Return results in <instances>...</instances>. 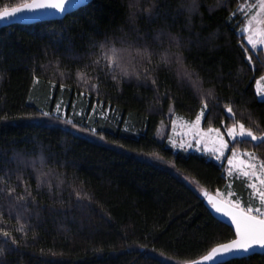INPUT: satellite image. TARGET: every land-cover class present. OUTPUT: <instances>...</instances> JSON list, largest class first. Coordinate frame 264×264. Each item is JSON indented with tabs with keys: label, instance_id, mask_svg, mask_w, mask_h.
<instances>
[{
	"label": "trees",
	"instance_id": "16d2710c",
	"mask_svg": "<svg viewBox=\"0 0 264 264\" xmlns=\"http://www.w3.org/2000/svg\"><path fill=\"white\" fill-rule=\"evenodd\" d=\"M24 2L0 0V10ZM240 3L196 0L189 11L191 0H93L60 20L0 25V264H189L235 238L183 180L227 190L223 166L175 151L156 133L171 109L194 121L202 98L205 128L239 120L264 131L255 90L264 57L245 43ZM100 44L133 55L146 47L151 61L137 57L130 75L113 80L103 59L93 63ZM68 120L99 140L65 127ZM233 147L264 160L258 143ZM3 231L16 242L4 243ZM230 264H264V255Z\"/></svg>",
	"mask_w": 264,
	"mask_h": 264
},
{
	"label": "snow or ice",
	"instance_id": "6c2138e0",
	"mask_svg": "<svg viewBox=\"0 0 264 264\" xmlns=\"http://www.w3.org/2000/svg\"><path fill=\"white\" fill-rule=\"evenodd\" d=\"M85 0H25L24 3L16 4L12 7H4L0 10V21L10 18H16L18 15H21L25 12L35 13L40 10H55L56 13L61 16L65 14H70L69 9L78 8L80 5L84 4ZM196 7V0H191V4L188 6V10L192 11ZM249 8H256L258 12L251 16L247 24H245L240 31L246 35L247 43L251 45L253 49H256L258 45L264 46V0H257L254 4H249ZM235 13H230L229 23L232 22V18L235 17ZM175 40V37H172ZM99 48L101 50V56L95 60L94 64H99L100 60L103 59L106 62V66L109 68V71L112 75V79H117V72L121 76L130 75L129 68L133 67V61L137 57L147 58L149 62L151 61L152 53L145 47L144 49H136L135 55L131 53L129 49L126 48H117L115 45L106 47L104 44H100ZM264 50V49H262ZM245 52L248 51L247 48L244 49ZM125 54L128 55L129 59L125 61ZM170 55L165 53L161 59L164 63L169 62ZM176 56L177 63H182V58L180 54H174ZM249 61H252V56L247 57ZM87 67V66H86ZM148 70L145 69V72ZM137 76L140 75L139 72H134ZM78 77L85 83H89L88 77L84 72L77 73ZM184 75L187 76L189 80H192V73L185 71ZM2 79V75H0ZM38 80V78H36ZM264 79V78H262ZM193 85L196 84V81L193 80ZM153 83L155 80L153 79ZM63 87V85H61ZM94 89L98 88V84L92 86ZM211 95V92L208 93ZM261 97H264V91L260 92ZM202 109L199 114L196 116L195 120L191 122V126L196 130V135L194 138L198 139V143L204 142L205 138L210 133H215L216 138L213 141L217 143L218 146L212 149L216 158L219 160L221 156L224 155L225 150L228 148V143L224 140L223 135L220 133L219 128H208L207 132L200 130L201 119L205 115V111L208 108V102L206 99H201ZM227 113H232L233 115L229 119L234 118L233 108L231 105H226ZM57 113L60 112V107L57 105ZM44 116H48L49 113H43ZM210 115V114H209ZM69 124H72L73 127H76L71 120L67 121ZM95 134V129L92 130ZM227 135L232 138L234 142L237 141V137L241 139L250 138L251 141L258 142L259 146L264 147V134H257L253 131L251 127H247L245 123L236 120L230 127L227 128ZM103 139V137H101ZM192 145L189 144L188 147ZM183 147V144L181 145ZM249 160H244L241 154H238L235 147L231 150V157L227 159V163L231 168L237 169L240 174L248 178L247 187L252 190V195L258 197V205L253 207L251 201L248 206H242L241 201L232 200V199H217L216 197L209 196L205 191L204 195L208 196V203L211 205V208L215 210L216 213L227 217L230 219L231 223L235 225L234 239H231L227 243H220L217 246L213 247L207 255L203 256L202 261H210L212 264H230V261L227 257H239L241 254L250 255L255 252L257 248L264 250V160L259 161V170L257 171V163L251 162L257 158L252 153H247ZM44 160L41 158V165L43 166ZM229 175H232L230 170ZM47 175L46 173H41V176ZM39 180V178H38ZM258 181L259 187L256 182ZM40 183H43L42 180H39L37 183V188L40 187ZM62 183V181H61ZM49 188L51 184L49 183ZM9 191H14V189H9ZM29 195L31 193L29 192ZM80 194L77 193V196ZM220 193L217 192V196ZM229 196L232 195L231 192L228 193ZM22 198V197H21ZM3 236L8 238L4 243H8L9 240L12 243H15V239L10 237L8 231H3ZM3 254V249L0 248V255ZM261 254H264L262 251ZM193 264H200V261H193Z\"/></svg>",
	"mask_w": 264,
	"mask_h": 264
},
{
	"label": "rangeland",
	"instance_id": "374dc122",
	"mask_svg": "<svg viewBox=\"0 0 264 264\" xmlns=\"http://www.w3.org/2000/svg\"><path fill=\"white\" fill-rule=\"evenodd\" d=\"M256 2H257V0H241L240 6H239V12L244 18V25L247 24L248 20L251 18L252 15H254L258 12V9L248 7L249 4H254ZM9 21H10V19L0 21V25L1 24H8ZM242 34L244 35L245 43H247L246 35L244 33H242ZM246 45H248L249 49H251V51H254L255 53L257 51L261 50L263 53V57H264V50H262V49H264V46L258 45L256 49H253L250 44L247 43ZM262 78H264V76L259 78L256 82V85H255L256 94H257L258 99H260V100H264V97H261V95H260V92L264 91V79H262ZM60 112L63 113L61 109H60ZM203 119H204V117H202V119H201L200 130L207 132L209 127L205 128L203 126ZM191 122H193V121L186 120L185 118L176 114L171 109L167 115V119L158 128L157 133H156V137L158 138V140L160 142H165L168 147L172 148L175 151L204 155V156L208 157L209 159L214 160L219 165L223 166L224 175L227 179V188L228 189L224 190V191H217L220 193V195L217 196V192L216 193H209L206 190L200 188L194 181H192L188 178H183V180L186 182V184H188L200 197L205 199L206 202H208V196L204 195L205 191L209 194V196L216 197L217 199L239 200V201H241L242 206H248L249 202L251 201L253 207L257 206L259 203L258 197L253 196L252 190L246 186L247 183L249 182L248 178L242 176L237 169L231 168V166L227 163V159L231 157V150L233 149V146L237 142H241L243 140H248L249 142H251L253 144H256L258 142L251 141L250 138L241 139L239 137H237V141L234 142L232 140V138L227 135V128L230 127L232 125L231 124V125L223 128V129H220L221 135H223L224 140L228 143V148L225 150L224 155L221 156L220 159L218 160L216 158L217 154H214L212 151V149L214 147L218 146L217 143L213 142L216 138V134L214 132L210 133L205 138L204 142L198 143L197 142L198 135H197V138H194V135H196V130H194L192 128ZM60 124L62 125V123H60ZM64 125H65V127L73 130L75 133H77L79 135H82L84 137L94 139L97 141L99 140L95 136V134H93V133L81 131L78 128L70 126L66 122ZM256 133L258 135L264 134V131L263 132H256ZM182 144H183V147H181ZM189 144H191L192 146L188 147ZM235 149L238 152V154L242 155V158L244 160H249L247 153H252L257 159L254 161H251V162L257 163V171L259 170V161L262 160L261 157H259L255 152L243 151V150H239L238 148H235ZM143 159L155 162L156 164H159L163 167L166 166V167L172 169V167L170 165H167L166 163H162L161 161H159L156 158L151 159V158H144L143 157ZM230 170L232 171V175L228 174ZM235 181L241 182L243 184V187L246 190L245 194L241 195V194L237 193V189L235 188V185H234ZM252 182H256L257 186L259 187L258 181L253 180ZM229 192L232 193L231 196L228 195ZM161 259H163L165 262H167L169 264H183V263H179L176 261L165 259L163 257H161Z\"/></svg>",
	"mask_w": 264,
	"mask_h": 264
},
{
	"label": "water",
	"instance_id": "95a60500",
	"mask_svg": "<svg viewBox=\"0 0 264 264\" xmlns=\"http://www.w3.org/2000/svg\"><path fill=\"white\" fill-rule=\"evenodd\" d=\"M93 0H85V3L80 5L78 8H75V9H69V13H74L75 11L89 5ZM69 14H65L63 16H61L60 14L56 13L55 10H40L38 12H35V13H28V12H25L21 15H18L16 18H10L11 22L13 23H17V24H23V25H29V24H35V23H40V22H46V21H56V20H60L62 18H64L65 16H67ZM6 20V19H5ZM209 205V208L211 210V212L213 213V215L220 221L222 222L223 224L227 225L228 227H230L233 232L235 233V225L231 223L230 219L227 218V217H223L222 215L218 214L215 212L214 209L211 208V205ZM262 251L264 250H261L259 248H257L255 250L254 253L250 254V255H247V257H250V256H253V255H264V254H261ZM207 255V254H206ZM245 257V254H241L239 257H227V259L229 261H232V260H235V259H243V258H247ZM202 258V257H201ZM199 258L198 260L196 261H200V264H212V262L210 261H202V259ZM189 264H193V262L189 263Z\"/></svg>",
	"mask_w": 264,
	"mask_h": 264
},
{
	"label": "crops",
	"instance_id": "0c3cea01",
	"mask_svg": "<svg viewBox=\"0 0 264 264\" xmlns=\"http://www.w3.org/2000/svg\"><path fill=\"white\" fill-rule=\"evenodd\" d=\"M247 44V43H246ZM248 46V45H247Z\"/></svg>",
	"mask_w": 264,
	"mask_h": 264
}]
</instances>
